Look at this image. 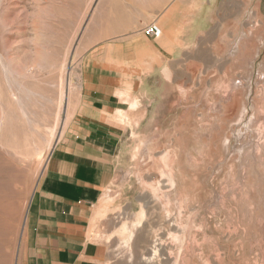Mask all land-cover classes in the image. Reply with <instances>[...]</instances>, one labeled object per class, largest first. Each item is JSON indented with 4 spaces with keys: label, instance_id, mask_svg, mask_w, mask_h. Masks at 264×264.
I'll list each match as a JSON object with an SVG mask.
<instances>
[{
    "label": "rangeland",
    "instance_id": "1",
    "mask_svg": "<svg viewBox=\"0 0 264 264\" xmlns=\"http://www.w3.org/2000/svg\"><path fill=\"white\" fill-rule=\"evenodd\" d=\"M119 4L158 8L142 33L161 53L109 117L122 134L87 224L100 264H264V0H221L209 25L199 0H0V264H22L95 18Z\"/></svg>",
    "mask_w": 264,
    "mask_h": 264
},
{
    "label": "crops",
    "instance_id": "2",
    "mask_svg": "<svg viewBox=\"0 0 264 264\" xmlns=\"http://www.w3.org/2000/svg\"><path fill=\"white\" fill-rule=\"evenodd\" d=\"M220 1L199 0L206 25ZM146 13L145 22L142 9L138 14L119 4L95 18L94 33L98 28L101 34L90 39L94 43L84 60L79 103L68 135L56 146L31 201L22 264H100L87 224L112 180L114 151L122 134L109 117L128 110L145 74L159 68V42L142 33L158 8Z\"/></svg>",
    "mask_w": 264,
    "mask_h": 264
},
{
    "label": "built area",
    "instance_id": "3",
    "mask_svg": "<svg viewBox=\"0 0 264 264\" xmlns=\"http://www.w3.org/2000/svg\"><path fill=\"white\" fill-rule=\"evenodd\" d=\"M145 34L154 38H158L161 35V30L156 24H151L145 28Z\"/></svg>",
    "mask_w": 264,
    "mask_h": 264
}]
</instances>
